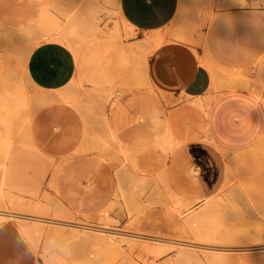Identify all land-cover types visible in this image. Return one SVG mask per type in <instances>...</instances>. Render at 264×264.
I'll return each instance as SVG.
<instances>
[{"label":"rangeland","instance_id":"obj_1","mask_svg":"<svg viewBox=\"0 0 264 264\" xmlns=\"http://www.w3.org/2000/svg\"><path fill=\"white\" fill-rule=\"evenodd\" d=\"M50 1L70 14L80 13L86 21L96 22L99 33L93 36L86 32L80 44L86 55L111 43L115 49L124 47L133 51L132 61L118 66L110 54L99 57V66L112 79L110 88L98 87L89 80H83L73 86L72 90L75 91H69L68 88L66 90L77 93L78 100L57 99L33 108V117L26 134L23 136L16 133V137L14 136L7 167L0 165V189L3 191L2 201L6 204L4 209L27 212L35 216L41 214L48 218L57 217L73 224H87L85 226L105 225V218L102 217L105 215L110 219L112 230L135 236L127 235L123 238L121 235L93 232L71 224L54 225L48 221L41 222V231L35 233L33 238L27 237L44 264H238L250 254L264 250V123L249 143L234 144L232 148L226 149L217 147L224 172L210 202H214L211 212L213 218H207V222L223 220V223L216 220L219 222L217 226L221 227L223 224L220 228L221 237L228 241L221 240L220 243L224 245L207 244L212 247L224 246L220 250L222 253L217 255V250L214 254L212 248L203 247L206 244L196 235L197 232L199 236L202 234L200 231L195 232L199 230L197 227L204 229L201 222L195 221L199 224L193 226L195 231L188 227L189 232H194L189 234L185 229H173L170 220L161 217V211L170 202L173 205L182 202L177 205L184 206L183 210L186 207L182 213L189 212V216L190 213L197 212V209L201 210L205 204L203 201H185L179 188L171 184L165 170L168 156L150 150L142 139L134 144V153L130 158L122 161L123 156L118 153L115 142L108 137L105 118L112 108L114 93L120 96L127 86L136 85L148 87L156 94V90L146 81L143 65L138 62V53L144 50L140 44L141 38L119 15L118 8L116 9L118 0ZM216 1L179 0L177 15L164 29L168 40L188 44L195 50L200 49L201 58L205 56L204 40L209 34L211 20L221 9ZM242 1L241 8L250 7L251 0ZM40 3V0H0V68L14 66L18 69L16 71L21 72V56L23 57L22 53L31 42L29 25L35 19ZM257 8L263 10L264 15V1ZM207 62L213 71L212 84H216V95L225 90L241 89L250 93L254 91L253 94L264 104V82L261 83L264 80V66L261 60L237 64L222 62L217 65ZM79 72L78 63L77 73ZM30 88L36 92L44 91L38 90L31 83ZM48 92L55 94V91ZM21 139L22 144L18 142ZM103 152H106L105 155ZM227 165L230 167V174L227 173L229 169L226 172ZM138 175L146 178L142 179ZM136 176L145 184L138 182L140 179ZM91 180H95L97 185L93 186ZM110 190L114 193L108 202L93 206L98 195ZM69 197L70 200L75 199L73 206H69ZM219 199L223 207L217 204ZM82 202L85 206L89 205L90 210L98 211L83 212ZM20 206L35 210L24 211L18 208ZM216 208L221 215L219 212L216 214ZM95 214L101 217L96 218ZM168 226L175 231L166 229ZM51 228L54 232L58 230L55 233L58 235H53ZM138 234L155 237L153 240ZM88 236L92 238H87ZM104 238L105 243L102 242ZM187 239L193 240L192 244H199L197 241L200 240L203 245L188 246L178 243ZM183 249L190 254L195 251L196 254H193L196 256L185 255L186 251L183 252Z\"/></svg>","mask_w":264,"mask_h":264},{"label":"crops","instance_id":"obj_2","mask_svg":"<svg viewBox=\"0 0 264 264\" xmlns=\"http://www.w3.org/2000/svg\"><path fill=\"white\" fill-rule=\"evenodd\" d=\"M40 1L34 20L42 4L49 0ZM263 1L251 0L249 8H241L243 4L231 7L225 1L227 7L222 6L211 20L209 34L204 40L206 55L202 58L200 49L195 50L188 44L170 41L164 33L166 26L177 15L179 0L117 2L119 15L137 31L143 41L140 44L147 42V47L143 45L144 52L153 46L154 41L147 40V37L155 35V30L160 29L161 39L152 47L154 49H151L149 55L147 52L138 53V62L141 60L139 63L145 68L146 81L150 82L156 94L148 87L136 85L127 86L120 96L114 93L112 108L105 118L108 136L113 137L119 151L126 148L131 155L134 153V144L142 139L150 150L167 155V176L171 184L183 193L185 201H204L213 195L224 172L217 147L226 149L232 148L234 144L249 143L264 123V104L255 94L241 89L215 94L213 71L207 62L217 65L222 62L237 64L261 60L264 66V18L263 10L257 8ZM109 54L113 57V62L121 66L132 61L133 51L124 47L115 49L110 43L104 48L95 49L94 53L86 55L83 52L79 56L70 44L62 40L50 37L39 39L26 59L29 89L34 91L30 88L31 83L38 90L55 91V94L65 92L67 88L75 91L72 90L73 86L83 80H89L98 87L110 88L112 79L106 76L98 60ZM57 99L66 100L53 97L39 105ZM32 117L33 111L23 135L26 134ZM10 153L7 157H0V165L3 167H7ZM227 167L228 165L226 172ZM91 182L93 186L97 185L95 180ZM0 193L3 194L2 189ZM113 193L110 190L98 195L93 206L108 202ZM1 196L0 264H44L22 224L40 216L48 221V217L6 210ZM74 200L69 197V206H73ZM18 208L24 211L35 210L26 206ZM81 210L91 213L98 211L90 210L89 205L84 204ZM94 216L101 217L99 214ZM102 217L105 218V225L98 226H110L111 222L107 223L110 219L106 220L105 215ZM161 217L169 219L173 229H183L178 211L170 205L161 211ZM52 218L62 223L59 225L68 224L57 217L49 219ZM172 228L168 226L166 229L175 231ZM238 264H264V250L250 254Z\"/></svg>","mask_w":264,"mask_h":264},{"label":"bare ground","instance_id":"obj_3","mask_svg":"<svg viewBox=\"0 0 264 264\" xmlns=\"http://www.w3.org/2000/svg\"><path fill=\"white\" fill-rule=\"evenodd\" d=\"M226 1V3L225 4H228V5H238V6H240L241 4H243V1L242 0H229V3L227 2V0H217L216 1V4H217V6H219V7H224L225 6V4H224V2ZM241 6H243V5H241ZM225 7H227V6H225ZM232 7V6H231ZM234 7V6H233ZM237 7V6H236ZM255 9V8H254ZM117 11H119V10H117ZM263 18H264V15H263ZM131 24V23H130ZM129 26V25H128ZM132 28H133V26H131ZM127 28V27H126ZM29 31H30V35H31V39H30V46L27 48V50L25 51L24 50V53H22V55H23V57L21 56V60L22 61H20L22 64H23V66L21 67L22 69H21V72H19V71H16V70H18L17 68L15 69L14 68V66H8V64H6L9 68L8 69H2V68H0V70L2 69V71H0V150L2 151V156H0V157H7L8 156V154L12 151V149H13V139H15V134L16 133H19V134H21V135H23V132H24V127H25V125H27L26 123H27V121H28V119H29V117H30V115H31V113H32V111H33V108L35 107V106H37V105H39V104H41V103H43V102H45V101H47V100H49V99H51V98H53V97H61V98H64V99H66V100H78V94L77 93H74V92H68V91H65V92H59V93H56V94H51V93H48V92H45V91H43V92H36V91H31L30 89H29V86H28V82L30 81V78H29V76L27 75V72H26V59H27V56H28V53H29V51H30V49L33 47V45L36 43V41H38L39 39H43V38H47V37H50V38H56V39H59V40H62V41H64V42H66L68 45L70 44L71 46H72V48L74 49V51L76 52V55H79V56H81V54L83 53V51H82V49H81V46H80V44H81V42H82V40H83V37H84V35H85V33L86 32H88V33H91V34H93V36H95V35H97L98 33H99V29H98V27L96 26V22L94 21V20H88V21H86V19L84 18V15L83 14H78V13H73V14H70L69 13V11H64V10H62L61 8H59L58 6H56L55 4H53L50 0L48 1V2H45L44 4H42V6H41V8H40V10H39V12H38V16H37V18H36V20H34V21H32L31 23H30V25H29ZM155 31H157V33L155 34V35H152V36H149V37H147V40H153L154 41V44H153V46L152 47H154V46H156L157 45V43L160 41V39H161V34L159 33V31H160V29L159 30H155ZM155 31H154V33H155ZM162 33V32H161ZM162 36H163V34H162ZM88 36H86V38H87ZM163 38V37H162ZM143 39H146L145 37L143 38ZM164 40V39H163ZM142 41V40H141ZM145 41V40H144ZM151 42V41H150ZM162 42V41H161ZM84 43V42H83ZM142 43H143V41H142ZM145 43H146V45H147V42H144V44L143 45H145ZM145 45V46H146ZM147 47V46H146ZM145 47V48H146ZM147 48L146 49V51L145 52H147L148 53V55H149V53H150V51H151V49H152V51H153V49L154 48ZM144 51H143V53H145ZM21 54V53H20ZM147 59H148V57H147ZM203 60V59H202ZM205 60V59H204ZM206 60H207V58H206ZM8 62V61H7ZM10 62V61H9ZM139 62H141V60L139 61ZM205 63V62H204ZM207 64V63H206ZM3 65V64H2ZM13 65V64H12ZM143 65V64H142ZM17 66H20V65H17ZM4 67H6V66H4ZM3 67V68H4ZM18 68H20V67H18ZM145 69V68H144ZM264 72V71H263ZM147 76V75H146ZM144 77V76H143ZM263 78H264V73H263ZM264 82V80H261V83H263ZM150 83V82H149ZM264 85V84H263ZM258 87H260V86H258ZM96 88V87H95ZM262 91V90H261ZM257 92V91H256ZM253 93H255L254 91H253ZM263 98V97H262ZM82 102V101H81ZM15 136V137H14ZM24 136V135H23ZM14 137V138H13ZM108 137H110L109 139H111L113 142H114V140H113V137L112 136H108ZM20 139V138H19ZM103 139V138H102ZM20 141H22V139L21 140H19L18 142H20ZM23 141H24V139H23ZM109 142H110V140H109ZM21 143V142H20ZM22 144V143H21ZM98 145V144H97ZM96 145V146H97ZM18 146V145H17ZM101 146V145H100ZM99 146V147H100ZM104 146V145H103ZM114 146V145H113ZM99 147H97V148H99ZM106 147H107V145H106ZM106 147H104V148H106ZM94 148V147H93ZM103 148V147H102ZM101 148V149H102ZM95 149H96V147H95ZM94 149V150H95ZM128 149V148H127ZM129 150V149H128ZM128 150H126V148H121L120 149V151H121V156H123L122 157V161H123V159L125 160V159H128V158H130V156H131V154H129L130 152L128 151ZM102 151L103 150H101V152L100 153H102ZM106 151V150H105ZM119 151V150H118ZM117 151V152H118ZM120 151L118 152V153H120ZM107 152V151H106ZM105 152V153H106ZM104 153V152H103ZM105 153H104V155H105ZM108 154V153H107ZM109 156H111V154H108ZM108 156V157H109ZM120 158H121V156L120 155H118ZM118 157V158H119ZM110 158V157H109ZM1 160V159H0ZM116 160V159H115ZM113 160H111V162H112ZM116 162V161H115ZM117 162H118V160H117ZM120 162V161H119ZM133 162H135V160H133ZM122 163L123 162H121V164L120 165H122ZM113 164H114V162H113ZM135 164V163H134ZM119 165V166H120ZM56 168V167H55ZM230 167L228 166L227 167V170L229 169ZM54 169V168H53ZM116 169H119V167L117 168L116 167ZM121 169H123V168H121ZM119 171V170H118ZM229 171H230V169L228 170V172L227 173H229ZM120 173V172H119ZM236 173V172H235ZM230 174V173H229ZM237 174V173H236ZM120 175H121V173H120ZM139 176V175H138ZM236 176V175H235ZM140 177V176H139ZM145 178H146V176H144ZM143 176L142 177H140V178H142V179H145ZM135 178V177H134ZM136 178H138L137 176H136ZM135 178V179H136ZM140 178H138V179H140ZM132 180H134V179H132ZM137 180V179H136ZM135 180V181H136ZM122 181V180H121ZM145 181V180H144ZM138 182H142L141 181V179H140V181L138 180ZM135 183V182H134ZM133 183V184H134ZM143 183V182H142ZM149 183V182H148ZM137 184V183H136ZM143 184H145V183H143ZM143 184H142V186H143ZM147 185V184H146ZM136 186V185H135ZM145 186V185H144ZM139 187V186H138ZM141 187V186H140ZM136 188V187H135ZM144 188V187H143ZM142 188V189H143ZM130 189H132L133 190V188H130ZM141 188H139V190H140ZM146 189V188H145ZM144 189V190H145ZM138 190V189H137ZM121 191V190H120ZM0 192H1V189H0ZM132 192V191H131ZM122 193V192H121ZM1 194V193H0ZM154 194V193H153ZM1 195H3V194H1ZM0 195V196H1ZM161 196H162V194H160ZM158 196H159V194H158ZM2 197V196H1ZM178 197V196H177ZM216 197V196H215ZM220 197V196H219ZM213 195L212 196H210V197H208V198H206L203 202H205V204H204V207L201 209V210H199V209H197L198 211L196 212H192V213H190V215L191 216H189V212H188V214H185L186 212H184V213H182L184 210H185V208H184V210H183V207L184 206H179V205H177V204H182V202L181 203H176V201H174L175 203H176V205H173V204H171L172 202H170V206L171 207H173L174 209H176L177 211H178V213H179V220H180V222H181V226H182V228H183V230L185 229L186 231H188L187 229H188V227H192V230L193 231H195L193 228H195V227H193L196 223H195V221H197V223H200L201 225H202V227L204 228L203 230L202 229H200L201 227L199 226V227H197V228H199V230H196L195 232H197V231H200V232H202V234H200V236H199V232H197V237H199V239H201V241H202V243L203 244H206V246H204L203 244H201L200 242V240L199 239H197V240H199V241H197V242H199V244H196V243H193L192 244V242H193V240L192 241H188V239L187 240H185L184 242H178V241H176V242H178L179 244L180 243H182V244H184V245H188V244H191V246H197V245H203V247L205 248H212L213 249V252H214V254L216 253L215 251H217V255H219V252H220V250H223V247L224 246H214V247H212L211 245L210 246H208L207 244H218V245H220V244H222V245H224L223 243H220L221 242V240H223L224 242H227L228 240H226L225 238H223V237H221L222 236V231L220 230V228L221 227H223V224H222V226L221 227H218L217 225H219L218 223L221 221V220H219V219H216V220H218V221H216L215 219V222L217 223H208L207 221V218H209L210 219V217H212L213 218V216L211 215V212H212V210H213V204H214V202H212L213 204H211L210 202L213 200ZM164 199V198H163ZM10 200H11V198H10ZM157 200H159V199H157ZM156 200V201H157ZM180 201L182 200V198L181 199H179ZM217 200V199H216ZM169 201H173V200H169ZM159 202H160V200H159ZM162 202H163V200H162ZM165 202V201H164ZM173 202V203H174ZM220 202V203H219ZM185 203V202H184ZM183 203V204H184ZM219 206L220 205H222L221 204V200L219 199V201H218V203H217ZM217 204H215V205H217ZM5 205V204H4ZM186 205H187V203H186ZM225 205V204H224ZM188 207V206H187ZM221 207H223V205L221 206ZM187 209V208H186ZM183 210V211H182ZM214 210H218V211H216V214H218L217 212H219V214H220V210L218 209V208H216V209H214ZM194 211V210H193ZM223 212V211H222ZM12 213V212H11ZM16 214V213H15ZM17 215V214H16ZM15 215V216H16ZM23 215H25V214H23ZM28 215V214H27ZM184 215H187V216H185L184 217ZM221 215V214H220ZM18 216H19V214H18ZM29 216H31V215H29ZM219 216V215H218ZM217 216V217H218ZM20 217H22V216H20ZM24 217V216H23ZM36 217V216H35ZM30 218V217H29ZM216 218V217H215ZM27 219H28V216H27ZM26 219V221H28ZM34 220V219H33ZM47 221V218H42L41 216L40 217H38V218H36L34 221H32L31 220V222H25V223H21L22 224V226H23V229H24V231L26 232V235L28 236V237H30V238H33V236H34V234L35 233H37V232H40L41 231V229H40V223L42 222H45V221ZM106 220H108V218H106ZM100 221V220H99ZM192 221L194 222L193 224H192ZM210 221V220H209ZM223 221V220H222ZM221 221V222H222ZM48 222H51V223H57L58 225L59 224H62L60 221H58V220H56V219H49L48 218ZM104 222H105V220H104ZM107 222V221H106ZM107 223H110V221H108ZM223 223V222H222ZM66 224V223H65ZM68 224H71V226H78V227H83L84 229H86V228H88V229H90L91 231H96V232H99V233H108V235H121L123 238L125 237V236H127V235H133V236H135L134 234H131V233H128V232H121V231H117V230H112L111 228H113V227H111L110 228V226H108L109 228H106L105 226L104 227H102V226H85V225H87V224H84V225H80V224H73V223H71V222H68ZM55 225V224H54ZM57 225V226H58ZM197 225H199V224H196L195 226H197ZM221 225V224H220ZM196 228V229H197ZM219 228V229H218ZM53 228H51V230H52ZM54 229H57L56 227L54 228ZM54 229H53V231H52V234L53 235H58V234H55L56 233V231H58V230H56L55 232H54ZM59 229H60V227H59ZM88 229H86V230H88ZM190 229V228H189ZM62 230V229H61ZM79 230V229H78ZM191 230V229H190ZM60 231V230H59ZM63 231V230H62ZM93 231V232H94ZM193 231H191L192 233H194ZM189 232V231H188ZM187 232V233H188ZM191 232H189V234H191ZM219 232H221L220 234H219ZM86 233H88V232H86ZM60 234H61V232H60ZM59 234V235H60ZM84 234H85V232H84ZM83 234V235H84ZM98 234V233H97ZM219 234V235H218ZM104 235V234H103ZM107 235V236H108ZM137 235V234H136ZM185 235H187V234H185ZM218 235V236H217ZM92 236H93V234H92ZM95 236H97V235H95ZM98 236H99V234H98ZM106 236V235H105ZM138 236H142V237H144V238H154V237H151V236H145V235H142V234H138ZM79 237H81V236H79ZM94 237V236H93ZM102 237V236H101ZM196 237V236H195ZM196 237V238H197ZM220 237V238H219ZM87 238H90V236H88ZM92 238V237H91ZM90 238V239H91ZM103 238V237H102ZM106 238V237H105ZM104 238V241H102V242H104L105 243V239ZM157 238V237H156ZM159 238V237H158ZM97 239H99V238H97ZM111 239V238H110ZM163 239H165V238H163ZM185 238H183V240H184ZM194 239V238H193ZM94 240H96L95 238H94ZM103 240V239H102ZM112 240V239H111ZM154 240V239H153ZM156 240V239H155ZM160 240H161V238H160ZM88 241V240H87ZM99 241H101V238H100V240ZM150 241V240H149ZM148 241V242H149ZM158 241V240H157ZM174 241V240H173ZM181 241H182V239H181ZM186 241H188V242H186ZM195 241V240H194ZM195 241V242H196ZM91 242V241H90ZM96 241H94V243H95ZM98 242V241H97ZM111 242V241H110ZM146 242V241H145ZM161 242V241H160ZM109 243V242H108ZM154 243V242H153ZM220 243V244H219ZM177 244V243H176ZM196 244V245H195ZM106 245V244H105ZM169 246V245H168ZM188 246H190V245H188ZM154 247V246H153ZM170 247V246H169ZM187 247V246H186ZM202 247V248H203ZM146 248V247H145ZM182 248H184L183 246H182ZM258 248V247H257ZM157 249H159V248H157ZM186 249V248H185ZM188 249V248H187ZM186 249V250H187ZM209 249V250H210ZM184 250V249H183ZM186 250H184L183 252H185ZM152 251V250H151ZM150 251V252H151ZM162 251V250H161ZM188 251V250H187ZM186 251V252H187ZM162 252H164V251H162ZM182 252V251H181ZM185 252V255H194V256H196L195 254V251H193L192 252V250H191V252H192V254H190V253H186ZM193 253H195V254H193ZM220 253H222V252H220ZM185 255L184 256H182V258H184L185 257ZM223 255V254H222ZM213 256V255H212ZM177 257V256H176ZM175 257V260L178 258H176ZM215 257V256H214ZM213 257V258H214ZM187 258H188V256H187ZM194 258V257H193ZM192 258V259H193ZM211 258V257H210ZM219 259V258H218ZM221 259V258H220ZM219 259V260H220ZM178 260V259H177ZM180 261V260H179ZM184 261V260H183ZM188 261V260H187ZM222 261V260H221ZM168 262V261H167ZM170 262V261H169ZM174 262V261H173ZM177 263V262H176ZM187 263H189V262H187ZM170 264V263H169ZM175 264V263H174ZM179 264V263H178ZM180 264H181V262H180ZM186 264V263H185Z\"/></svg>","mask_w":264,"mask_h":264}]
</instances>
